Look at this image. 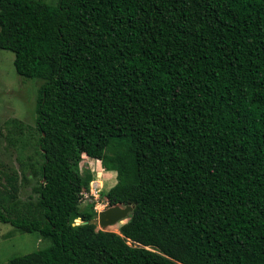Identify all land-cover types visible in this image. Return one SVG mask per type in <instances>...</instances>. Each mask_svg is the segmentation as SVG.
Instances as JSON below:
<instances>
[{"label": "trees", "instance_id": "1", "mask_svg": "<svg viewBox=\"0 0 264 264\" xmlns=\"http://www.w3.org/2000/svg\"><path fill=\"white\" fill-rule=\"evenodd\" d=\"M0 50L41 81L0 128V223L50 242L6 264H264V0H0Z\"/></svg>", "mask_w": 264, "mask_h": 264}, {"label": "rangeland", "instance_id": "2", "mask_svg": "<svg viewBox=\"0 0 264 264\" xmlns=\"http://www.w3.org/2000/svg\"><path fill=\"white\" fill-rule=\"evenodd\" d=\"M54 5L56 0H42ZM14 54L0 50V128L7 119H17L30 126H34L35 106L38 96L40 80H25L19 77L13 66ZM0 162L7 168H15L13 153L4 149V141L0 136ZM80 172L85 180H90L89 191L84 193L80 201L83 209L88 202L95 203L98 213L107 209L106 193L115 185V173L104 170L100 162L82 157ZM34 182L27 184L19 191L22 200L32 194ZM96 230L118 232V228L127 222L122 221L114 226L100 228L95 219ZM80 221L76 220L75 224ZM50 245L48 240L40 238L37 234L16 231L7 224L0 223V264H6L16 256H23L34 251L44 249Z\"/></svg>", "mask_w": 264, "mask_h": 264}, {"label": "water", "instance_id": "3", "mask_svg": "<svg viewBox=\"0 0 264 264\" xmlns=\"http://www.w3.org/2000/svg\"><path fill=\"white\" fill-rule=\"evenodd\" d=\"M131 206L126 207H110L97 213V222L99 227L107 228L114 226L122 221L128 220V216L132 211ZM118 233V232H117Z\"/></svg>", "mask_w": 264, "mask_h": 264}, {"label": "built area", "instance_id": "4", "mask_svg": "<svg viewBox=\"0 0 264 264\" xmlns=\"http://www.w3.org/2000/svg\"><path fill=\"white\" fill-rule=\"evenodd\" d=\"M84 194V193H83ZM83 194H82V196H83ZM85 195V194H84ZM96 206V205H95ZM95 209V208H94Z\"/></svg>", "mask_w": 264, "mask_h": 264}]
</instances>
